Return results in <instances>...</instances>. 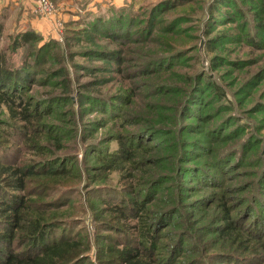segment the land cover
Returning a JSON list of instances; mask_svg holds the SVG:
<instances>
[{"label":"rangeland","instance_id":"1","mask_svg":"<svg viewBox=\"0 0 264 264\" xmlns=\"http://www.w3.org/2000/svg\"><path fill=\"white\" fill-rule=\"evenodd\" d=\"M50 1L57 9L52 19L21 0H0V50L33 28L44 41L56 37L44 57H62L41 68L65 71L25 74L21 93L39 105L30 142L25 127L11 128L0 104V160L27 167L47 152L65 172L48 176L38 169L26 193L0 187V202L8 194L26 197L22 225L42 211L46 223L56 222L49 243L74 239L89 250L79 264H103L107 248L136 246V233L120 229L126 213L114 207L136 202L147 203L149 229L157 230L153 255L162 264H264V0H234L237 8L223 4L213 14L212 0H171L170 6L162 0L165 9L154 17L150 12L161 0ZM112 5L126 7L134 30L150 27L139 43L126 45L99 33L93 43L122 56L120 65L113 59L114 69L98 72L104 57L77 30H85L90 11L98 20ZM41 19L51 20L52 37L41 33ZM27 50L12 53L10 63L18 65ZM153 55L168 61L147 68L144 57ZM148 126L153 130L133 139L148 153L137 165L115 162L116 136ZM144 161L150 165L139 167ZM228 215L235 232L222 235ZM5 230L0 225V240ZM17 239L16 247L0 241V263L9 251L27 249Z\"/></svg>","mask_w":264,"mask_h":264},{"label":"trees","instance_id":"2","mask_svg":"<svg viewBox=\"0 0 264 264\" xmlns=\"http://www.w3.org/2000/svg\"><path fill=\"white\" fill-rule=\"evenodd\" d=\"M228 1L229 2L226 0H212L210 5V11H212L211 14H213L215 10H219L220 12L221 10L219 8H221V5L237 8L236 2H234V0ZM165 2H167L169 6L172 5L171 0ZM165 2L161 0L158 4H156L152 8L150 15L154 17L156 16L158 9H165L163 6ZM166 10H169V8ZM105 11L106 14H102L104 12L99 13L98 20L93 19L95 12L93 13L90 11L88 14V19L86 20V24L84 25L85 30L77 31H82V33L87 36V38L84 37L85 42H87L90 47H93V49L97 51L98 54L104 57V59H102L105 63L103 67L104 69L101 66V68H98V72L104 71L105 73H108V69H114L111 68L112 63L108 61L115 59L120 65V56H122V51H112L108 50L107 48L104 49L99 45H95L93 41L96 37H98L99 33V37L106 38L112 43L114 41V43H124L123 45L136 42L139 43V39L145 36V31L150 27V24H146L147 28L144 27L140 29L138 27L137 30H134L135 22L132 21V19L128 21L130 17L127 18L126 16L128 13L126 7H116L112 5L110 7L108 6V8H105ZM237 15L244 16L241 12H238ZM224 16L229 17L228 14H225ZM72 23L76 24V22ZM68 27H70V25H68ZM1 28L2 27H0V32ZM42 37L43 36L38 33L36 29L33 30V28H30V30L20 33L15 38H12V44L9 48L7 47L4 50H0V104L5 107L8 113L9 119L11 121V128L15 126V128L18 129V127L21 126L27 129L25 132V139L28 142L31 141L29 134L32 132V128L36 122L39 121L38 111L35 110L36 107L38 109L39 105H34L32 100L26 99L21 93V90L24 89V86L28 85V79L25 74H65V71L63 70L55 72L53 70H44V68H41V63L44 65L47 61H53V64H58L60 60H62V57L59 59L57 58L59 55L54 54L53 56L50 53L47 55L48 58L44 57V52L46 53L49 51L47 49L50 48L51 44L55 43L54 41L57 40L55 37V39L51 38L49 41H44ZM37 43L38 46L36 48L35 45H37ZM24 47L29 49L27 50L26 56H23L24 58L18 63V65H12L10 63L12 53L15 54L18 52V50ZM49 57L53 58L48 60ZM144 58L146 59L144 61V65H146L147 68L148 66H152L158 62L161 63L163 60L168 61V59L159 58L157 55ZM121 70V68H118L115 70V72L121 74ZM88 89L89 88L84 87V90L80 91L79 103L81 105L85 101V94L87 95L85 91ZM128 98L129 96L126 97L125 102L128 101ZM86 99L88 98L86 97ZM127 104H131V101H128ZM121 125L124 126V123ZM147 130H153V127L148 126L144 129L138 128L133 132H127V130H125V133L118 134L116 139L118 141L119 149L116 153H114L113 160L119 163L137 165L138 158L143 155V153H148V150H142V144L139 142H133V139H135L141 132ZM40 140L41 139L38 138V142ZM135 145L139 147L131 150L130 148L133 146L135 147ZM3 149L4 148L0 144V150L3 151ZM46 153L43 160L35 162V164L38 163L36 168H34L35 164L25 167L19 163L12 165L6 164L5 162L3 163L0 160V187H3L4 190L6 189L11 193H26L27 184L31 177L37 175L38 169L46 171L45 173L48 176L54 175L55 172H61L65 170V164H62V162L58 161L50 162V157H48ZM224 157L225 156L223 153L217 156L220 161H223ZM97 159L98 161H102V159L98 157ZM39 163H43V165H40ZM139 165L141 168L147 167V165H150V162L144 161V163ZM158 175L159 174H156L154 177H157ZM7 196V200L0 202V223H2L0 225L6 229V235L3 234V239L0 241L2 242L6 240L10 244L15 243L16 247V245H18L17 238H19L21 241V246L23 243H26L27 249L25 248L23 250V248H21V252H18L17 248L15 251H9L6 254L4 262H1L0 264H79L86 259V255L89 250H82L81 241H76L74 239L65 240L64 238H61L54 243H52V241H50V243L48 242L49 229L54 227V223L56 222L46 223L48 219L47 217H43L42 211L39 212V216H31L28 226L25 224L22 225L23 213L29 204L26 202V197L13 194H8ZM148 199L149 198H146V200ZM134 204L136 205L126 206L124 204L123 206L117 205L114 207L119 211V214L123 213V210L126 213V215L121 214V216L127 218V220L124 221L122 225H120V229L126 234H128L130 231L136 233L138 236L136 246L134 244L132 246L126 244L125 246L116 248L115 250L112 248H107L104 252L105 259L102 261L100 259L99 263L162 264L161 261L157 260L153 255V248H155L154 240L157 235V230L151 231L149 229L150 223L146 211L147 203L142 204L136 202ZM242 212L243 210L240 213ZM169 213L170 211L162 214L161 217H165L166 215H169ZM50 217L51 216L49 215L48 218L50 219ZM128 221H130V223ZM224 223L225 225L221 230L222 235L232 234L235 232L234 222L231 221L229 215L226 217V221ZM106 224L109 225L106 226L107 228L112 227L110 224ZM113 228L117 229L115 227ZM258 232L261 233V229L258 230Z\"/></svg>","mask_w":264,"mask_h":264},{"label":"built area","instance_id":"3","mask_svg":"<svg viewBox=\"0 0 264 264\" xmlns=\"http://www.w3.org/2000/svg\"><path fill=\"white\" fill-rule=\"evenodd\" d=\"M32 4L33 12L37 16H41L43 18L52 19L54 15L57 13L56 6L50 0H24Z\"/></svg>","mask_w":264,"mask_h":264},{"label":"crops","instance_id":"4","mask_svg":"<svg viewBox=\"0 0 264 264\" xmlns=\"http://www.w3.org/2000/svg\"><path fill=\"white\" fill-rule=\"evenodd\" d=\"M23 3H22V6L26 5L27 7H32V4L28 3V2H25L24 0H21ZM20 14H23V17H26V14L25 12H21ZM51 20H47V19H41L39 21H37L39 23V29L42 31L41 33L47 35L49 33V36L52 37L53 35V32H51V29L49 27V25H51ZM48 36V35H47Z\"/></svg>","mask_w":264,"mask_h":264}]
</instances>
